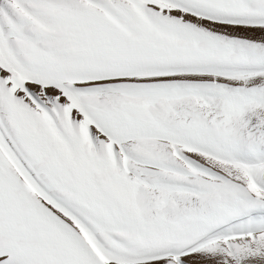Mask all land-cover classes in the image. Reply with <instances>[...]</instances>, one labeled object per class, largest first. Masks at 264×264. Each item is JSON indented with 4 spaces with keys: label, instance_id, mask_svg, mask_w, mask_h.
<instances>
[{
    "label": "snow or ice",
    "instance_id": "1",
    "mask_svg": "<svg viewBox=\"0 0 264 264\" xmlns=\"http://www.w3.org/2000/svg\"><path fill=\"white\" fill-rule=\"evenodd\" d=\"M0 264H264V0H0Z\"/></svg>",
    "mask_w": 264,
    "mask_h": 264
}]
</instances>
